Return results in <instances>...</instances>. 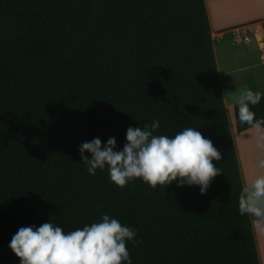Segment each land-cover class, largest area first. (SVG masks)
<instances>
[{
	"label": "trees",
	"instance_id": "1",
	"mask_svg": "<svg viewBox=\"0 0 264 264\" xmlns=\"http://www.w3.org/2000/svg\"><path fill=\"white\" fill-rule=\"evenodd\" d=\"M250 110L264 119V95ZM232 114L234 132L253 128ZM153 119L157 135L196 127L220 151L203 194L87 173L82 142L121 148ZM242 187L205 0H0V264H19L20 227L103 214L135 229L131 264H260Z\"/></svg>",
	"mask_w": 264,
	"mask_h": 264
},
{
	"label": "clouds",
	"instance_id": "2",
	"mask_svg": "<svg viewBox=\"0 0 264 264\" xmlns=\"http://www.w3.org/2000/svg\"><path fill=\"white\" fill-rule=\"evenodd\" d=\"M262 95L247 87L234 94L241 124L256 129L264 125V119H256L250 110ZM159 128L158 119L143 127L129 126L121 148L115 137H109L103 146L100 138L82 142L78 146L80 162L89 175L107 169L109 180L121 188L140 179L152 188L196 186L203 194L212 178L221 173L212 163L220 160V151L196 127H184L173 136L157 135ZM257 167L264 169V159ZM238 211L264 223V172L245 181ZM135 237V229L103 214L99 220L69 232L50 220L39 226L20 227L7 246L19 258V264H131L126 243H135Z\"/></svg>",
	"mask_w": 264,
	"mask_h": 264
},
{
	"label": "crops",
	"instance_id": "3",
	"mask_svg": "<svg viewBox=\"0 0 264 264\" xmlns=\"http://www.w3.org/2000/svg\"><path fill=\"white\" fill-rule=\"evenodd\" d=\"M205 4L213 37V49L216 41H225L226 37H228L226 41L230 43V41L238 42L240 35L247 36V38H250L249 33L251 32L257 35L259 33V27L264 23V0H205ZM259 35V43H257L259 57L257 58L255 55L252 56L249 60L251 64L253 63L252 65L238 68L234 72L240 73L243 69L247 70L256 68L257 75L254 73L250 76L252 77L251 79L247 78L243 85H241L240 81L239 85H241V87H247L255 92L257 91L256 89H258L257 84L259 83V92L264 94V92L261 91V89L264 88V38L263 34L261 35L259 33ZM251 46H253V44H249V47ZM219 50L222 51L221 48ZM214 54L216 56V50L214 51ZM255 61L257 63H255ZM249 62H247V64H249ZM216 65L218 68V63H216ZM224 71L218 69L220 84L222 83L220 72L224 73ZM251 225L259 262L262 264V247L260 245V239H264V223L251 221Z\"/></svg>",
	"mask_w": 264,
	"mask_h": 264
},
{
	"label": "rangeland",
	"instance_id": "4",
	"mask_svg": "<svg viewBox=\"0 0 264 264\" xmlns=\"http://www.w3.org/2000/svg\"><path fill=\"white\" fill-rule=\"evenodd\" d=\"M259 33L262 35L263 34V38H264V23L259 27ZM259 33L256 35L255 33L251 32L249 33L250 38H247V36L244 35H240L239 41L238 42H231L230 43L228 41H226L228 39V37L225 38V41H221V42H217L214 44V51L216 50V63H218V68L223 72H220V77H221V87H222V93L224 94V105H225V110L226 112H229V115L232 117L233 119V114H232V110H233V105L234 103V94L240 89L242 88L241 85L244 84V82L246 81V79H251L252 77H250L251 75H253L254 73L257 75V69H243L240 73L234 72L236 71L238 68H242V67H246V65H252L251 62H249L250 58L252 56H256L257 58L259 57V50L257 47V43H259ZM217 44V45H216ZM249 44L253 46L249 47ZM216 45V46H215ZM221 48L222 51H220L219 49ZM221 52V54H220ZM259 60V59H258ZM247 62H249V64H247ZM255 63H257L255 61ZM254 63V64H255ZM241 81V85L240 84ZM258 85V89H256L257 91H259V83ZM237 87V88H236ZM236 88V89H235ZM239 88V89H238ZM233 89V90H231ZM238 89V90H237ZM262 92H264V88L261 89ZM235 129V128H234ZM234 129H232V127L230 126V130H231V134H235V139L234 140H244V136H250V139L253 137L256 138V142L259 145V160L264 159V131L262 128L260 129H256V128H252L249 129L245 132H241V133H237L236 131L234 132ZM246 136V137H247ZM233 137V138H234ZM249 139V140H250ZM251 139V143H253ZM235 142V141H234ZM244 142V143H243ZM241 142V147L242 148H246L245 147V140ZM246 142L248 143V147L253 145L249 142L248 140H246ZM242 143L244 145H242ZM247 145V144H246ZM235 150H236V155H237V160H238V165H239V171H240V176L242 174V161H241V157H240V147L237 145H235ZM244 146V147H243ZM254 150V149H253ZM259 172H264V169H259ZM241 180L242 183L244 185L246 179L245 176H241ZM251 221L252 222H256L254 217H251ZM263 240V241H262ZM260 239V245H261V252H262V264H264V239Z\"/></svg>",
	"mask_w": 264,
	"mask_h": 264
},
{
	"label": "bare ground",
	"instance_id": "5",
	"mask_svg": "<svg viewBox=\"0 0 264 264\" xmlns=\"http://www.w3.org/2000/svg\"><path fill=\"white\" fill-rule=\"evenodd\" d=\"M227 115V119H228V124L229 127L231 126L233 129V119L232 117L229 115V112H226ZM235 136V134L232 135V138ZM247 136V135H246ZM244 136V140H245V149L241 147V142L242 139L240 140H234L233 143L237 146L240 147V157H241V161H242V174L241 176H245L246 180H250L251 178L254 177V175H256L259 172V168L257 167L258 161H259V145L256 142V138L253 137L252 141L253 143H251V139L250 136ZM235 139V137L233 138ZM250 139V140H249ZM246 140H248L249 145L250 143L253 144L251 146L248 147V143L246 142ZM244 143V142H243ZM242 143V145H244ZM235 147V146H234ZM244 147V146H243ZM254 149V150H253ZM236 151V150H235Z\"/></svg>",
	"mask_w": 264,
	"mask_h": 264
}]
</instances>
